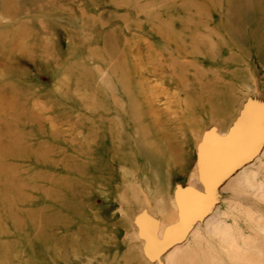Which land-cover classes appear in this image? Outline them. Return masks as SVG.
I'll return each instance as SVG.
<instances>
[{
  "label": "rangeland",
  "instance_id": "374dc122",
  "mask_svg": "<svg viewBox=\"0 0 264 264\" xmlns=\"http://www.w3.org/2000/svg\"><path fill=\"white\" fill-rule=\"evenodd\" d=\"M246 175L264 0H0V264H264Z\"/></svg>",
  "mask_w": 264,
  "mask_h": 264
},
{
  "label": "bare ground",
  "instance_id": "6f19581e",
  "mask_svg": "<svg viewBox=\"0 0 264 264\" xmlns=\"http://www.w3.org/2000/svg\"><path fill=\"white\" fill-rule=\"evenodd\" d=\"M213 133V132H212ZM235 133V132H234ZM216 134V133H215ZM205 139V138H204ZM206 141V140H205ZM208 141V140H207ZM204 143V142H203ZM200 147V146H199ZM199 154V153H198ZM221 171V170H220ZM218 171V172H220ZM248 171V170H247ZM247 174V172H246ZM212 175V173H211ZM213 178V177H212ZM214 179V178H213ZM217 184V183H216ZM227 187V186H225ZM235 189H237L238 191H242V192H245V193H248V194H251L252 196H261L263 197L262 195L264 194V183L261 182L260 180H257V179H250L248 177V175L246 176H242V178L240 179H237L236 182H235ZM240 195V194H239ZM243 195V194H242ZM144 196V195H143ZM176 197V196H175ZM260 197V198H261ZM256 199H259L258 197ZM188 202V201H187ZM190 202V201H189ZM193 202V199L192 201ZM187 206V205H186ZM189 208V206H188ZM250 213V212H249ZM191 215V214H190ZM252 215V213H251ZM250 216V215H249ZM250 218V217H249ZM223 225V224H222ZM219 226V224H218ZM226 227H229V226H226ZM181 230V229H180ZM230 230H228L229 232ZM226 232H227V229H226ZM224 230L221 232L223 234V236H226L228 235ZM230 233V232H229ZM153 234V233H152ZM151 237V236H149ZM221 237V236H220ZM151 241V239H150ZM152 243V242H151ZM154 243V242H153ZM162 243V242H161Z\"/></svg>",
  "mask_w": 264,
  "mask_h": 264
}]
</instances>
